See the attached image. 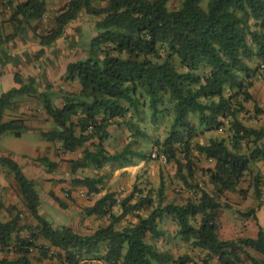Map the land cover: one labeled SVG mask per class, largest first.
Returning <instances> with one entry per match:
<instances>
[{
    "label": "trees",
    "instance_id": "16d2710c",
    "mask_svg": "<svg viewBox=\"0 0 264 264\" xmlns=\"http://www.w3.org/2000/svg\"><path fill=\"white\" fill-rule=\"evenodd\" d=\"M96 1L104 5H96ZM169 1L67 2L54 19L55 27L38 36L42 48L37 58L62 37L67 26L79 20L93 22L96 34L90 40L86 57L69 63L66 68V80H77L81 90L61 91L63 104L58 106L55 103L58 95L50 84L42 91L34 76L15 73V85L0 93V137L6 133L18 137L23 134L25 120L5 121L4 112L12 108L19 97H38L44 113L55 125L54 129L42 133L44 139L61 141L63 150L68 152L76 151L91 140L97 141L83 150L81 160L70 161L73 173L89 165L100 170L113 162L117 163V168H123L132 165L127 152L111 154L105 148L111 135L109 126H122L129 113L133 117L146 106L151 110L152 122L157 123L159 116L167 111L164 109L166 103H171L174 119L162 144V152L169 158L175 157L176 143L184 146L189 158L191 140L196 134L191 115H197L199 124L209 129L219 128L228 119L233 131L231 147L224 138L195 144L200 154L213 161L206 172L218 194L196 185L201 189L197 201L158 205L150 215L138 214L135 224L118 229L117 223L127 214L152 206L153 201L145 197L132 204L134 193H131L121 203L122 212L116 215L111 211L116 204V193L106 192L94 205L85 208V212L89 216L108 215L110 223L92 234L83 235L70 226L55 227L42 216L35 180L28 178L15 160L0 157V163L14 174L35 222L22 227L21 211L15 205L9 207L15 214L8 221H0V251H13L17 256L0 258V264H43L30 255L40 238L50 243L47 249H42L41 256L47 258L50 248L54 247L62 264H86L89 259L110 264H188L192 260L189 255L174 258L146 242L148 233L153 238L163 235L158 223L165 213L177 223L183 241H192L194 246L208 251L203 264H210L209 259L213 257L218 258L219 264H245L241 254L246 253L247 248L264 254L261 227L257 238L221 240L217 216L221 207L228 206L222 203L219 194L238 191L252 164L264 163V145L261 144L264 126L244 125L237 116L239 105L233 102L241 93L245 100L253 98L244 80L259 68L251 66L254 59L264 63V0H207L206 7L202 5L205 0H183L177 9L169 8ZM13 3L9 0V4ZM47 10L46 0H23L13 6L9 19L12 33L0 34V47L19 36L28 37L33 31V21L42 20ZM227 90L233 94L227 95ZM255 110L257 114H264V109L257 104ZM245 139H250L254 147L240 152ZM39 161L48 168L58 165L47 157ZM178 165L180 167V162ZM187 167L193 178L192 163L188 162ZM263 179L261 172L253 178L260 205ZM73 182L99 193L105 180L101 176H85L76 177ZM55 200L61 207L65 206L57 198ZM244 214L256 218L254 208ZM22 229L28 230L27 238L20 237ZM248 259L252 264L264 263L251 255Z\"/></svg>",
    "mask_w": 264,
    "mask_h": 264
},
{
    "label": "rangeland",
    "instance_id": "374dc122",
    "mask_svg": "<svg viewBox=\"0 0 264 264\" xmlns=\"http://www.w3.org/2000/svg\"><path fill=\"white\" fill-rule=\"evenodd\" d=\"M182 1L170 0L168 6L171 9H177L181 6ZM206 4L207 0L202 3L204 7H206ZM58 5V2H52L43 19L33 21V31L25 38L26 42L24 40L23 42H19L15 38V43L13 42L12 45L10 43L14 40L0 47V76H6L10 73L12 78L15 73H20L24 77L34 76L40 90L43 91L47 84L51 85V89L58 95L56 99L61 98V91L81 90V86L77 80H66V68L69 63L86 57L90 40L96 34L93 22L79 20L73 25L67 26L62 37L57 39L51 47H46L43 55L37 58L38 51L42 48L39 44L38 36L46 34L48 30L55 27L54 19L61 9H58ZM96 5H104V3L96 1ZM4 32L7 34L12 33L10 23L6 28L4 23H0V34L3 35ZM251 66L259 68L253 76L245 79L244 83L253 98L245 100V96L241 93L233 99V102L239 105L240 110L237 116L244 125L260 128L264 126V114H257L255 105L257 104L264 109V63L261 59H254ZM4 85L7 86V83L4 82ZM10 88L0 89V92L7 91ZM226 93L227 95L233 94L229 90ZM16 101L17 103L12 108L4 112L5 121L13 118H22L25 120V125L28 129L30 127L29 124L34 121L25 115H21L19 110L22 109L25 113H32L35 116L45 114L38 97L24 96L19 97ZM146 102H148V98ZM164 109H167V111L159 116L157 123L152 122L151 110L146 106L140 113L134 114L133 117L129 113L124 119L122 126H118L117 124L112 126V134L105 143L106 150L111 154L126 151L127 159L131 161L132 165H128L124 170H117L116 162L107 164L101 170L102 174H98V176L103 177L105 180L104 191L98 196L94 194H92L91 198L78 196L76 194L77 188H82L83 186L74 183V188L69 187L62 192L68 195L69 191L71 194L73 191L75 192V197L65 196L71 201H66L67 207H59L58 202V204L55 203L52 198H49L47 201L40 194L43 212L46 213L45 217L53 226H71L76 232L83 235L92 234L100 227L107 226L111 221L108 215L89 216L85 212V208L94 205L106 192L116 193V204L111 209L116 215L122 212L121 203L131 193H134V198L131 201L132 204L136 203L139 198L144 199L145 197L153 201L152 206H144L141 210L132 211L130 214H127L117 223L118 229L135 224L138 221V214L146 217L158 205L164 207L170 203L183 205L189 200L197 201L201 195V189L215 195L218 194L215 187L209 182V176L206 172L209 167L213 166V161L200 154L196 150L195 144H207L212 139L224 138L229 147H231L233 131L230 129L228 119H225L224 124L219 128L209 129L199 124L197 115H191V122L196 127V134L191 140V150L190 153L188 152L189 158L186 157L187 152H184L185 148L180 143L175 144V157L169 158L167 154L162 152V144L171 130L174 113L171 103H166ZM12 112L16 115H13ZM48 127V130H52L55 125L53 122H48ZM45 144L46 141L43 136L34 131L24 132L20 137L7 133L0 137V157L14 160L15 157L11 153L19 156L22 153L31 155L38 148L43 150ZM261 144L264 145V139L261 141ZM252 147H254V143L250 139H245L242 141L240 152H247ZM178 162L181 164L180 167ZM188 162L192 163L193 178L189 175ZM20 168L22 170L21 166ZM6 170L9 169L0 163L1 187L2 182H5L4 179L7 177ZM258 172H261L264 178L263 162L252 164L250 171L245 174L238 191H227L221 195L219 194L222 203L228 205L221 207L217 211L218 221L221 224V228L219 229V238L221 240H232L241 237L257 238L258 234L252 235L250 230H246L248 227L247 223L250 221L251 223H256L264 231V179L261 205L255 196L253 184V178ZM183 177H185L188 184L185 183ZM66 180L71 182V177H68ZM196 185H199L201 189ZM253 208L255 209L256 218L253 215L247 216L244 214ZM158 225L159 229L164 231L163 235L153 238L152 234L148 233L146 242L154 244L161 252L170 253L174 258L189 255L192 260L188 264H203V261L208 258V251L194 246L192 241L182 240L178 234L179 227L172 216L165 213ZM44 244L37 243V247L30 254L31 257L34 260L41 261L43 264H62L56 257L58 250L54 247L50 248L47 258L41 256L42 249L48 248ZM246 250V253L241 254L245 264H252L250 259H248V255L264 261V254L251 248H247ZM209 263L219 264L218 258L213 257L209 259ZM86 264L110 263L99 259H89L86 261Z\"/></svg>",
    "mask_w": 264,
    "mask_h": 264
},
{
    "label": "crops",
    "instance_id": "0c3cea01",
    "mask_svg": "<svg viewBox=\"0 0 264 264\" xmlns=\"http://www.w3.org/2000/svg\"><path fill=\"white\" fill-rule=\"evenodd\" d=\"M21 1L23 0H13L14 3L13 5H11L9 4V0H0V23H4L5 28L9 24V19L13 11V6H15L17 3ZM46 1L48 4V9L51 6L52 2H58L59 4L58 9H59V8H62V6H64L70 0H46ZM16 39L19 42H23V40L25 41V38L21 36L17 37ZM13 42L15 43V40L12 41L10 44L12 45ZM4 82L7 83V86L4 85ZM14 85L15 83L13 82V78L11 77V73L7 74L6 76H3V75L0 76V89H5V88L7 89L10 87H13ZM1 87H5V88H1ZM55 103L58 106H62L63 104L61 98L56 99ZM19 112L21 113V115H25L27 118L34 121L31 123L29 122L30 127H28L27 129V126H26L27 131L25 130L24 132L34 131L42 135L44 131H50L48 130L49 128L48 122H52V120L47 114L35 116L32 113H27V112L25 113L22 109L19 110ZM13 115H16V114L13 113ZM114 125H111L108 128V131L110 134H112L111 128ZM44 140L46 141V144L43 147V150L41 148H38L37 150H35V152H32L31 155H28L27 153H22L20 154V156L14 153H11V154H13V156L15 157L14 160H16L22 167L24 174L28 178L35 180L36 190L39 194V197L41 194L43 195L45 200L47 199V201L49 198H52V200L55 203H57V201L55 200L57 198L60 202L64 203L65 206L67 207L68 204L66 203V201H71V200H69L68 197H65V196L69 195L70 197H75V192L72 191V194H71V192L69 191L68 195H66L62 191L69 187L74 188L75 184L72 181V179H74L75 177L82 178L85 176L98 177V174H102L101 170L104 167L99 170V169H96L93 165H89L84 168H79L75 173H73L72 165L70 162L71 160H81L83 158V150L87 148L88 146L90 147L91 142L96 141V139L91 140V142L87 143L81 148H78L74 152L64 151L62 148L61 141L52 142L46 139ZM43 157H47L51 162L57 163L58 165L55 168H48L46 165H44L42 162L39 161V159ZM125 168H127V166L123 168H117V170L118 169L124 170ZM6 174H7V177L4 179L5 182H2V187L0 186V205L4 206L3 208H0V221L5 222L11 219V217L15 214V212H10L9 207L11 205H15L18 207V210L21 211V217H22L21 226L22 227H24L25 225L35 224L34 220L32 219V216L30 215V213L28 212L26 208L20 186L18 182L16 181L14 174L11 173L10 170H6ZM68 177H71V182L69 180H66ZM62 178H65V179H62ZM104 184L105 183H103L101 186L102 187L101 192L104 191L103 190ZM80 191H83V192L88 191L94 194L95 196H98L101 193V192L96 193L94 191H89L87 187L83 186L82 188H77V191H76V194L82 197H85V196L81 195ZM87 203H90V202H87ZM87 203L85 204L87 205ZM58 206L60 207L59 204ZM39 212L42 216L45 217L46 213L43 212L41 198H40ZM247 224H248V227L246 228V230H250L252 235H257L260 229L259 226L256 223H251V221L248 222ZM220 228H221V224H220ZM19 233H20V237L27 238L29 236V232L26 229H22ZM37 243L38 244L45 243L44 245L46 247L50 246V243L43 238H40L37 241ZM16 256L17 254H15L13 251H8V250L0 251V258H3V257L15 258Z\"/></svg>",
    "mask_w": 264,
    "mask_h": 264
},
{
    "label": "built area",
    "instance_id": "2783aa9c",
    "mask_svg": "<svg viewBox=\"0 0 264 264\" xmlns=\"http://www.w3.org/2000/svg\"><path fill=\"white\" fill-rule=\"evenodd\" d=\"M80 194L83 195V196H85V197H87V198H91L92 197V193H90L88 191H86V192L80 191Z\"/></svg>",
    "mask_w": 264,
    "mask_h": 264
}]
</instances>
